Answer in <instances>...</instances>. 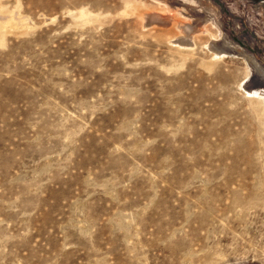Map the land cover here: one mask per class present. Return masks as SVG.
<instances>
[{"label": "rangeland", "instance_id": "374dc122", "mask_svg": "<svg viewBox=\"0 0 264 264\" xmlns=\"http://www.w3.org/2000/svg\"><path fill=\"white\" fill-rule=\"evenodd\" d=\"M223 37L264 69V0H0V264H264V86Z\"/></svg>", "mask_w": 264, "mask_h": 264}, {"label": "bare ground", "instance_id": "6f19581e", "mask_svg": "<svg viewBox=\"0 0 264 264\" xmlns=\"http://www.w3.org/2000/svg\"><path fill=\"white\" fill-rule=\"evenodd\" d=\"M189 2V1H188ZM195 2V1H194ZM193 3V1H192ZM182 5V4H181ZM193 6V5H192ZM197 8V7H196ZM195 9V8H193ZM207 9V8H206ZM175 10V9H174ZM170 11V10H169ZM168 11V12H169ZM173 11V10H172ZM171 11V12H172ZM176 12V11H175ZM178 12V11H177ZM144 13V12H143ZM170 13V12H169ZM208 13V12H207ZM166 14V13H165ZM174 14V13H173ZM148 19L146 21H151L153 23V25H156V24H159V25H172V24H175L178 29H180V33L177 34V36L175 37L174 40H172L176 46H179V47H193L195 45V41H194V32H201L204 31V30H208L206 27L204 29H194L192 28L190 25H187L183 22V20L179 19L178 18H175L174 15L172 14H168V15H163V14H160L159 12L157 11H152V12H148L147 15ZM187 16V15H186ZM190 18V17H189ZM194 18V17H192ZM206 20V18H205ZM144 21V20H143ZM187 22V21H185ZM151 23V24H152ZM155 23V24H154ZM148 24V22H147ZM151 24H148V25H151ZM146 25V24H145ZM158 25V26H159ZM205 26V25H204ZM200 35V34H199ZM174 38V37H173ZM171 42V41H170ZM234 43V42H233ZM211 46V50H213V52L215 54L218 53V51L220 49H224V50H230L231 52H233L234 54L236 55H240L242 56L245 60L248 61V63L250 64V66L253 68V70H255V72L258 73V76L260 77V80H261V85L264 86V69L257 63V60L254 59V57H252L248 52H246L244 49H242L241 47H239L238 45L236 44H231L227 39H224V37L222 38V42H212L210 44ZM210 50V49H209ZM220 55V54H219ZM221 57V56H220ZM254 92V91H253ZM252 91H250L251 94H253ZM254 95V94H253ZM255 97V95H254ZM261 100V110L259 111L260 114H263L264 115V97H258ZM259 99V100H260ZM263 117V116H262ZM264 119V118H263ZM239 199V198H237ZM248 203V200L246 201ZM247 205H250V204H247ZM248 213L244 212L243 215H241V217L239 218H230V222H232V224L236 223L238 220H241L242 222V219L245 220V217L247 216ZM221 215H225V208L223 209V211L221 212ZM247 221V220H246ZM240 222V221H238ZM183 241V242H182ZM125 244V243H124ZM183 244H187L186 241H184L183 239L181 240V242H178V244H176L175 246H162L161 248L162 249H165V250H168L169 252H171V254H175L177 253L182 246H185ZM212 254V253H211ZM191 255V254H190ZM193 255V254H192ZM207 256V255H205ZM124 264H142V263H139L137 260H131V259H128L127 261L124 262Z\"/></svg>", "mask_w": 264, "mask_h": 264}]
</instances>
